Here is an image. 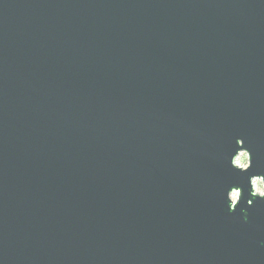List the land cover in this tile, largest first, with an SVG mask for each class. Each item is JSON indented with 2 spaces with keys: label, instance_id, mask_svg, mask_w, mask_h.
<instances>
[{
  "label": "water",
  "instance_id": "1",
  "mask_svg": "<svg viewBox=\"0 0 264 264\" xmlns=\"http://www.w3.org/2000/svg\"><path fill=\"white\" fill-rule=\"evenodd\" d=\"M255 179L264 0H0V264H264Z\"/></svg>",
  "mask_w": 264,
  "mask_h": 264
},
{
  "label": "rangeland",
  "instance_id": "2",
  "mask_svg": "<svg viewBox=\"0 0 264 264\" xmlns=\"http://www.w3.org/2000/svg\"><path fill=\"white\" fill-rule=\"evenodd\" d=\"M236 164L241 166V167H245L247 165V155L245 152H240L238 154V156L235 159ZM254 189L255 191H257L258 193H264V186H263V182L260 179H255L254 180ZM237 193H232L231 196L233 197V199L236 197Z\"/></svg>",
  "mask_w": 264,
  "mask_h": 264
},
{
  "label": "bare ground",
  "instance_id": "3",
  "mask_svg": "<svg viewBox=\"0 0 264 264\" xmlns=\"http://www.w3.org/2000/svg\"><path fill=\"white\" fill-rule=\"evenodd\" d=\"M236 162V161H235ZM257 192V191H256Z\"/></svg>",
  "mask_w": 264,
  "mask_h": 264
}]
</instances>
